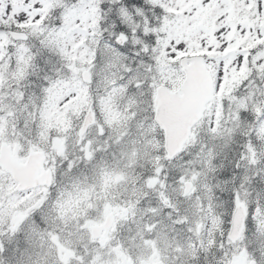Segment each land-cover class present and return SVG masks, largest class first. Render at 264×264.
<instances>
[{"label": "snow or ice", "instance_id": "1", "mask_svg": "<svg viewBox=\"0 0 264 264\" xmlns=\"http://www.w3.org/2000/svg\"><path fill=\"white\" fill-rule=\"evenodd\" d=\"M0 264H264V0H0Z\"/></svg>", "mask_w": 264, "mask_h": 264}]
</instances>
